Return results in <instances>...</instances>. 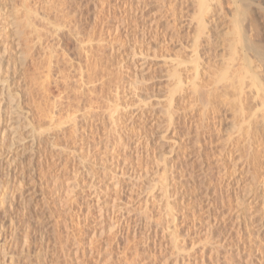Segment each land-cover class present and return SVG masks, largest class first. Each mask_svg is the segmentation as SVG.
<instances>
[{
	"label": "rangeland",
	"instance_id": "rangeland-1",
	"mask_svg": "<svg viewBox=\"0 0 264 264\" xmlns=\"http://www.w3.org/2000/svg\"><path fill=\"white\" fill-rule=\"evenodd\" d=\"M199 1L0 0L2 120L22 136L0 157V264H264V145L234 142L264 141V0L204 1L202 38ZM58 34L80 58L77 120L93 113L78 130L43 111Z\"/></svg>",
	"mask_w": 264,
	"mask_h": 264
},
{
	"label": "bare ground",
	"instance_id": "bare-ground-1",
	"mask_svg": "<svg viewBox=\"0 0 264 264\" xmlns=\"http://www.w3.org/2000/svg\"><path fill=\"white\" fill-rule=\"evenodd\" d=\"M50 1V0H49ZM204 1H206V0H200L199 2V6H200V8H199V10H200V12L198 13L199 15V17H198V24H197V28H198V34H200V36H201V38H202V35H205V28L203 27L202 28V25L203 26H205V24H203V22H202V20H204V19H202V18H204L205 16H206V14H205V11H204V8H205V3H204ZM50 3V2H49ZM56 3V2H55ZM54 3V4H55ZM52 5V4H51ZM56 5L57 4H55V9L54 10H56ZM66 5V4H65ZM54 6V5H53ZM52 6V7H53ZM59 6V5H58ZM63 6V5H62ZM62 6H61V8H62ZM207 6H208V2H207ZM51 7V6H50ZM52 7L50 8V9H52ZM60 7V6H59ZM61 8H59L58 10H57V14H59L58 16H57V19L53 22L54 24H56V25H58V26H64V27H68V30H69V34L73 37H75V36H77V34L79 33V31H80V29H81V26L83 25V24H81L80 22H81V19L82 18H80V21H79V16L77 15L78 13L77 12H75V14L74 15H72L73 13H69V12H66L65 10H64V7L61 9ZM207 8V7H206ZM48 9H49V7H48ZM48 9H46V10H48ZM37 10V9H36ZM206 10V9H205ZM208 10V9H207ZM63 11H65V12H63ZM77 13V14H76ZM32 16H33V14H32ZM78 16V17H77ZM82 16V15H81ZM80 16V17H81ZM32 18V17H31ZM34 19V18H33ZM32 19V20H33ZM47 19H49V18H47ZM31 20V21H32ZM78 21H79V23L81 24V26H80V24L78 23ZM207 22V21H206ZM206 27V26H205ZM202 29H204V31L202 30ZM59 30V29H58ZM62 31V30H61ZM203 31V32H202ZM42 33H44V32H42ZM45 34V33H44ZM47 34V33H46ZM69 35V36H70ZM42 36H44V35H42ZM70 36V37H71ZM209 37H207V40H208V38H211L212 36H210V35H208ZM204 37V36H203ZM41 38H45V37H41ZM58 43L57 44H55L56 45V47H57V49L55 48H53V54L52 53H50L49 55H47V56H50V57H44V55H43V58H42V60L41 61H44L45 63H46V72H47V74H46V78H45V83L43 84L44 85V88H43V86H42V91H43V94L44 95H42L43 97H44V100L42 99V102L44 101V112L46 113V114H44V115H46V116H50V115H55V114H57L58 115V113L59 114H61V116H62V113L64 112L65 114H66V116L68 117V118H70V119H68V120H71L72 121V124H74V128L73 129H76V130H78V129H80V128H82L83 126H85L84 124H86V126H87V124H88V122H89V120H88V122H86L85 120H86V117H88V118H91V116H92V114L93 113H89L90 115V117L89 116H82V118L80 117V119H83V120H77V116H76V112L78 111L77 110V108H76V105H74L73 104V102L74 101H76L77 99L76 98H80L79 97V95H82L83 94V91H84V89L82 88L83 87V84L81 83V78L78 80L77 78H79V76L80 75H78L79 73H78V71H79V69L81 68V65L77 68L78 69V71H77V76H75L76 74H74V73H76L75 71H76V64H78L79 62H80V58H79V61H77L78 60V58H77V56H79V54H78V52H77V49H76V47L77 46H75V45H77V41L76 40H74L75 41V48H73V47H70L66 42H65V38H64V36H61V35H59L58 34ZM198 39V38H197ZM200 39V38H199ZM212 39V38H211ZM45 40V39H44ZM72 40V39H71ZM48 41V40H47ZM47 41H43L42 42V39H41V48L45 51V50H47V51H49V52H51V49L52 48H50V42H49V44L48 43H45V42H47ZM67 41V40H66ZM211 40L209 39V42H210ZM111 42V41H110ZM208 42V41H207ZM211 42H213V41H211ZM210 42V44H213V43H211ZM74 43V42H73ZM248 43V42H247ZM110 44H112V43H110ZM209 43H208V45H209V47L211 46ZM73 46V45H72ZM213 46V45H212ZM95 47V46H94ZM253 47V46H252ZM33 48H34V46L32 45L31 47H30V51H32V53H30L31 54V59L33 60V52H36V50L35 51H33ZM36 48V47H35ZM91 48V47H90ZM90 48L88 49V53L87 54H89V53H92L91 52V50H90ZM204 48V47H203ZM248 48V47H247ZM205 49V48H204ZM29 51V52H30ZM46 51V52H47ZM214 51V50H213ZM1 53H0V74H1V76H0V79L2 80L3 78H4V80L5 79H8V78H10L11 76H9V75H11V66H10V63H11V61H10V59L9 58H7V56H6V49L2 52V51H0ZM48 52V53H49ZM95 51H93V53H94ZM97 52V51H96ZM45 52H43V54H44ZM47 53V54H48ZM93 53H92V55H93ZM98 54H99V52H98ZM52 55H53V57H52ZM97 55V54H96ZM89 56L90 55H88L87 57L89 58ZM94 56V55H93ZM101 56H102V54H101ZM92 57V56H91ZM90 57V58H91ZM97 57V56H96ZM103 57V56H102ZM89 58V59H90ZM95 58V57H94ZM93 58V59H94ZM101 58V57H100ZM88 59V60H89ZM93 59H91V60H93ZM31 60V61H32ZM96 59H94V61H95ZM97 60H98V58H97ZM77 62L76 64L74 63V62ZM99 61V60H98ZM34 62V61H33ZM32 62V63H33ZM91 62V61H90ZM34 64V63H33ZM40 64V63H39ZM43 64V63H42ZM42 64H40V65H42ZM97 64V63H96ZM44 65V64H43ZM42 65V66H43ZM33 66V65H32ZM34 66H35V64H34ZM33 66V67H34ZM41 66V68H43ZM45 66V65H44ZM97 66V65H96ZM32 67V68H33ZM43 68V69H44ZM88 68V67H87ZM90 71V70H89ZM94 71V70H93ZM97 73V72H96ZM80 74H81V72H80ZM90 74V73H89ZM95 74V73H94ZM93 74V75H94ZM91 75V74H90ZM97 75V74H96ZM81 76H82V74H81ZM80 76V77H81ZM77 77V78H76ZM43 78V77H42ZM257 79V78H256ZM43 82V81H42ZM180 83H181V81H179ZM178 81H177V83L178 84H180ZM93 83V82H92ZM100 83V82H99ZM105 83H106V81H101V83L100 84H97L98 85V87L97 86H93L94 88H104V86H105ZM91 88L90 87V89H92L93 91H96V90H94V88ZM87 88H89V87H87ZM226 88V87H225ZM79 89V90H78ZM175 89H176V87H175ZM177 89H178V87H177ZM55 90V91H54ZM85 91H87L86 90V88H85ZM84 91V92H85ZM89 91V90H88ZM91 91V90H90ZM93 91H91V92H93ZM224 91H226V90H224ZM224 91H223V93H224ZM79 93V94H78ZM77 94H78V96H77ZM85 94V93H84ZM225 95H226V92L224 93ZM223 94V95H224ZM222 95V96H223ZM228 95V94H227ZM87 96V95H86ZM218 96V95H217ZM221 96V95H220ZM214 97V96H213ZM89 98H90V96H89ZM172 98H174V97H172ZM217 98V97H216ZM9 99V98H8ZM82 101H84L85 99H84V97L82 98H80ZM79 99V100H80ZM93 99H95V97H93ZM175 99V98H174ZM79 100H77L76 101V103L79 101ZM95 100H97V99H95ZM95 100H93V101H95ZM89 101H90V99H89ZM91 101H92V99H91ZM96 102V101H95ZM94 102V103H95ZM97 102H99V101H97ZM173 102H175V101H173ZM75 103V102H74ZM75 103V104H76ZM79 103H82L81 101H79ZM94 103L92 104V106H88V111L90 112V110L89 109H92L94 106ZM15 104V101L14 100H12V99H10V101L8 102V103H2V101L0 102V157L3 155V153H2V151H3V149H8L9 150V153L10 152H12L13 151V149L15 148V149H17L18 148V146H17V139L14 141V140H12L13 138L12 137H10V136H12V135H14V134H18V136H20V134L18 133V132H15L14 133V131H15V128H14V126H13V124L11 123V121L10 120H8V121H3L2 120V118L4 117L3 115H5L6 114V110H8V109H10V108H12V106ZM91 104H89V105H91ZM98 104V103H97ZM172 104V100H171V102H170V105ZM96 105V104H95ZM173 105V104H172ZM42 106H43V104H42ZM263 106H264V104H263ZM90 107H92V108H90ZM171 108V107H170ZM166 109V108H165ZM154 110V109H153ZM173 110V109H172ZM88 111H86V112H84L83 113V115L86 113L87 115H88ZM10 112V111H9ZM92 112V111H91ZM94 113L96 112V111H93ZM165 112V111H164ZM174 111H171L169 108L167 109V111H166V120H168V121H173V117H174V115H172V113H173ZM41 113H42V111H41ZM216 113V112H215ZM65 114L63 115V117L65 116ZM9 115V114H8ZM65 116V117H66ZM173 116V117H172ZM96 117V116H95ZM95 117H93V119L95 118ZM111 117V116H110ZM158 117V116H157ZM45 118V117H44ZM57 118H59V117H57ZM87 118V119H88ZM115 118V117H114ZM119 118V117H118ZM46 119V118H45ZM53 119H55V118H53ZM92 119V120H93ZM97 119V117L95 118V120ZM99 119V118H98ZM175 119H177V118H175ZM245 120V119H244ZM71 121H68L69 122V124L71 123ZM90 121H91V119H90ZM98 121V120H97ZM67 122V123H68ZM74 122V123H73ZM83 123V124H82ZM115 123H117V122H115ZM167 123V122H166ZM247 123V122H246ZM254 123V122H253ZM54 124V123H53ZM256 124H258V123H256ZM264 124V123H263ZM263 124H262V127H263ZM91 125V124H90ZM72 127H73V125H71ZM70 126V127H71ZM75 126H76V128H75ZM89 126V125H88ZM251 126V125H250ZM258 126V125H257ZM71 127V128H72ZM117 127V126H116ZM253 126H251V131L253 132H255V129H253L252 128ZM262 127H260V129L262 128ZM97 128V127H96ZM115 128V127H114ZM243 128V127H242ZM256 128V127H255ZM17 129V128H16ZM64 129V128H63ZM68 129V128H67ZM92 129V128H91ZM239 129V128H238ZM253 129V130H252ZM264 129V128H263ZM262 129V131H264ZM69 130V129H68ZM114 130H116V129H114ZM244 130H245V134H247L248 136L251 134V131H249V129L247 130V128L245 129H243V133H244ZM19 131V130H18ZM74 131V130H73ZM72 131V132H73ZM91 131V130H90ZM117 131H119V130H117ZM42 132V131H41ZM76 132V131H75ZM242 132H240L241 134H242V136L241 137H243V133ZM259 132H261V130L259 131ZM258 132V133H259ZM84 133V132H83ZM93 133V132H92ZM112 133V132H111ZM117 133V132H116ZM257 132L256 133H254V135H250V137H247L246 138V135L244 136V138L245 139H247V141H248V139H249V143H248V147L245 145V141L243 142V140L241 141V139L240 138H236V139H234V140H236V141H234V142H236L235 144H236V146H237V149H239V151H243V153H244V151L246 150V148H250L249 146L251 145L252 146V144H253V142H256V141H258L260 144H258V145H262L261 147H263V145H264V141H262V140H260L261 138H262V136L263 135H261L260 133V137L258 136L259 134H258ZM262 133V132H261ZM87 134V133H86ZM240 134V135H241ZM253 134V133H252ZM21 135H23V134H21ZM112 135V134H111ZM17 136V137H18ZM114 136V135H113ZM253 136H255L254 138H256V139H254L253 140V138H251V137H253ZM258 136V137H257ZM21 138H22V136H20ZM116 137V136H115ZM118 137V136H117ZM9 138H11V140H9ZM15 138V137H14ZM20 138V139H21ZM111 138V137H110ZM119 138V137H118ZM120 139V138H119ZM24 140V139H23ZM114 140V139H113ZM264 140V139H263ZM7 141V142H6ZM246 141V142H247ZM6 142V143H5ZM18 142H19V139H18ZM21 142V141H20ZM86 142L88 143V141L86 140ZM85 142V143H86ZM241 142H243V144L241 143ZM258 142H256V144L258 143ZM255 145V144H254ZM12 146V147H11ZM15 146V147H14ZM17 146V147H16ZM257 146V145H256ZM9 147V148H8ZM22 147V146H21ZM263 149V148H262ZM248 150V149H247ZM24 151V150H23ZM237 151V150H236ZM258 151V150H257ZM25 153V152H24ZM256 153V152H255ZM261 153V152H260ZM23 154V153H22ZM239 154V153H238ZM242 155V154H241ZM250 155V154H249ZM263 155V154H262ZM16 156H18V155H16ZM15 156V157H16ZM257 156H258V154H257ZM256 156V157H257ZM258 158V157H257ZM256 158V159H257ZM14 159V158H13ZM16 159V158H15ZM12 160V159H11ZM10 160V161H11ZM5 161L6 160H4V161H2L1 159H0V168L2 167V166H4L5 165ZM12 161H14V160H12ZM16 161H17V159H16ZM6 163H7V161H6ZM13 162H11V165H13L12 164ZM21 163V162H20ZM8 164V163H7ZM249 164V163H248ZM10 166V165H9ZM253 167V166H252ZM256 168V167H255ZM0 171H1V169H0ZM251 171V170H250ZM1 174V173H0ZM12 174V173H11ZM256 175V174H255ZM15 176V175H14ZM14 179V178H13ZM22 180V179H21ZM257 180V179H256ZM20 182V181H19ZM20 187V186H19ZM18 187V188H19ZM20 191V190H19ZM264 192V191H263ZM13 224H14V222H12ZM3 222H1L0 223V241H2V240H4L3 238L4 237H6L5 235H4V232H3V228H4V226H3ZM6 224V223H5ZM10 227V226H9ZM14 227V226H13ZM18 227V226H17ZM5 229V228H4ZM15 234V233H14ZM13 237H14V235H13ZM6 240V239H5ZM7 246V245H6ZM3 247V246H2ZM6 251V250H5ZM5 255V254H4ZM5 257H7V256H5ZM0 261H1V257H0ZM8 262H7V260H5L4 261V263H2V264H7Z\"/></svg>",
	"mask_w": 264,
	"mask_h": 264
}]
</instances>
